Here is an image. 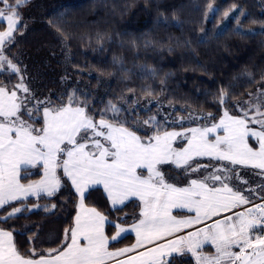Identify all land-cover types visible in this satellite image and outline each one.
<instances>
[{
	"label": "snow or ice",
	"instance_id": "1",
	"mask_svg": "<svg viewBox=\"0 0 264 264\" xmlns=\"http://www.w3.org/2000/svg\"><path fill=\"white\" fill-rule=\"evenodd\" d=\"M26 3L28 0H0V20L6 22L0 30V72L20 73L5 49L15 42L18 9ZM226 96L222 91L220 104L226 102ZM33 99L22 75L11 89L0 83V208L29 196H54L62 187L57 174L62 170L78 194V211L59 247L47 249L46 254L35 249L21 252L13 232L0 228V264H171L174 253L190 254L195 264H264V202L253 204L250 195L232 185L239 178L232 168L221 165L181 187L170 183L160 167L170 164L186 175L199 173L209 166L193 161L208 157L251 166L264 174V90H258L254 101L238 105L239 116L225 108L219 121L210 126L157 130L147 139L103 114L96 120L87 105L75 101L74 94L59 106L46 104L42 115L44 102L28 107ZM107 111L115 117L120 109L110 104ZM38 120L42 121L39 127ZM144 123L155 126V118ZM250 138L258 147L250 145ZM178 140L183 141L181 146L176 145ZM29 167H42L43 174L25 184L21 173ZM95 185L103 186L113 209L137 198L141 207L136 222L125 228L95 207H87L85 194ZM241 206L248 207L236 211ZM176 209L193 215L178 217L173 214ZM21 211L13 207L4 219ZM106 224L115 229L111 237L105 233ZM186 229L193 230L179 235ZM129 231L135 233L136 243L110 250L109 244ZM205 245L214 251H204Z\"/></svg>",
	"mask_w": 264,
	"mask_h": 264
},
{
	"label": "trees",
	"instance_id": "2",
	"mask_svg": "<svg viewBox=\"0 0 264 264\" xmlns=\"http://www.w3.org/2000/svg\"><path fill=\"white\" fill-rule=\"evenodd\" d=\"M30 3L18 9L17 37L5 49L24 76L28 75L18 44L33 25ZM42 19L41 44H48L50 52L61 51L65 58L55 55L49 72L25 77L35 97L29 108L41 96L47 98L41 100L40 115L46 104L59 106L74 94L75 101L87 105L96 120L103 114L150 137L157 130L209 126L225 108L237 115L238 105L251 98L250 93L264 90V0H72L46 10ZM4 28L0 23V29ZM17 82L16 74L0 72V83L9 89ZM222 91L227 93L224 104L219 103ZM110 104L120 109L115 117L107 111ZM152 117L155 126L144 123ZM41 123L38 120L36 126ZM28 171L23 181L38 177ZM61 183L54 196L0 208V228L13 232L21 252L35 249L46 254L47 249L59 247L65 229L73 225L78 197L65 178ZM86 203L122 225L136 222L141 207L132 201L113 209L101 189L91 190ZM13 207L23 211L4 219ZM114 232L108 224V235ZM134 242L128 235L110 247ZM170 259L171 264H195L190 254L178 253Z\"/></svg>",
	"mask_w": 264,
	"mask_h": 264
},
{
	"label": "crops",
	"instance_id": "3",
	"mask_svg": "<svg viewBox=\"0 0 264 264\" xmlns=\"http://www.w3.org/2000/svg\"><path fill=\"white\" fill-rule=\"evenodd\" d=\"M0 23H4V22H2V20H0ZM5 24V27H6V22L4 23ZM1 30V29H0ZM16 33V32H15ZM14 36H15V34H14ZM18 95H20V94H18ZM250 99V98H249ZM249 99H247V100H245V101H249ZM244 101V102H245ZM242 113H241V111H240V109H239V112H238V114L237 115H234V116H239V115H241ZM41 115H42V112H41ZM219 120H217V121H215L214 123H216V122H218ZM210 126V125H209ZM185 129H178V130H171V131H184ZM219 134H223L222 132H220ZM138 135V134H137ZM140 136V135H139ZM141 138L142 139H147L148 137L146 136V137H142L141 136ZM249 143H250V145L251 146H253V147H258V144H257V142L255 141V139L254 138H250L249 139ZM183 144V141H180V140H178L177 142H176V145L177 146H181ZM193 163L194 164H196V163H198V164H200V165H208L209 167H207V168H202L201 169V176L200 177H197V175L196 176H193L192 178H196V179H198V178H201L202 176H205V175H208V174H206V172H212L213 170H214V168H216V167H219V166H221V165H227L228 167H230V168H232L233 169V171L236 173V174H238V179H233L232 181H231V183H232V185L233 186H235V187H238L240 190H242V191H244V194L245 195H250V199H251V201L252 200H254V199H257V198H261V197H264V174H262V170H260V169H256V168H252L251 166H243V165H230V164H228V162H226V161H217V160H214V159H210V158H208V157H200V158H197L195 161H193ZM161 167V170L164 172V174H165V177H166V179H168V181L171 183V182H184L183 180H182V176H185L186 177V181L185 182H188L189 181V179H188V177L189 176H187L185 173H184V171L182 170V169H177L174 165H170V164H165V165H161L160 166ZM26 170H30V171H28V173L27 174H29V175H38V177L37 178H32V179H30V180H27V181H23V180H21V182L22 183H25V184H27V183H29V182H31V181H35V180H39V179H41V177H42V174H43V168L42 167H35V168H32V167H29V168H27ZM59 176H60V178H61V180H62V177L63 178H65L69 183H70V185H71V182L67 179V177H65L64 175H63V172H62V170H58V173H57ZM26 175V174H25ZM145 175H147V173L145 172ZM21 176L23 177L24 176V171L21 173ZM172 176H176L175 178H178V179H175V178H172ZM244 181H246V183H244V184H241V183H243ZM187 184H185L184 186H186ZM177 186H180V185H177ZM71 187H72V185H71ZM181 187H183V185H181ZM72 189L74 190V192H75V189L72 187ZM94 189H101L102 191H103V193L105 194V196H106V198H107V194H106V192L104 191V189H103V186L102 185H95V186H92L89 190H88V192L85 194V201H84V203H85V205L87 206V207H90L89 205H87V203H86V196L88 195V193L91 191V190H94ZM248 189H253L254 191L252 192V193H249L247 190ZM76 193V192H75ZM45 194H42L41 196H44ZM76 195H77V197H78V194L76 193ZM41 196H39V197H41ZM32 198H37V196H29V197H27V199H25V200H28V199H32ZM24 201V200H23ZM132 201H138V202H140L137 198H135V197H133V198H130L129 200H127L126 202H125V204L124 205H121V206H118V208H121V207H123V206H125L126 204H128L129 202H132ZM14 202H17V201H13L12 203H14ZM108 202H109V204H110V206H111V203H110V201L108 200ZM78 203H79V197H78ZM78 203H77V205H78ZM141 203V202H140ZM5 206H7V205H5ZM4 206V207H5ZM112 207V206H111ZM77 211H78V207H77ZM99 211V210H98ZM100 212V211H99ZM77 213V212H76ZM173 214L174 215H177L178 217H184V216H190V215H193V213H189V212H187V210H183V209H176V210H174L173 211ZM219 218H221V217H216V219H219ZM75 219V218H74ZM208 223H211V221H208ZM107 226H108V224H106L105 225V233L108 235V233H107ZM125 228H129L130 226H131V224L130 225H123ZM197 227H203V225H197ZM193 229H186V230H184V232H181V233H179V235H184V233L185 232H187V231H192ZM114 234H115V232H114ZM113 234V235H114ZM186 234V233H185ZM128 235H131V236H133L134 237V239H135V242H134V244L136 243V235H135V233L134 232H132V231H129V232H127V233H124V234H122V238H124V237H126V236H128ZM109 237H111L110 235H108ZM14 238V237H13ZM121 238V239H122ZM121 239H119V240H121ZM169 239H171V237H169ZM119 240H117V241H119ZM117 241H113V242H111L110 244H109V248H110V250H116V249H113V248H111L110 246H111V244H113V243H115V242H117ZM164 241H159V243H163ZM16 244V243H15ZM134 244H132V245H134ZM132 245H129V246H125V247H131ZM17 246V245H16ZM125 247H120V248H125ZM149 247H151V245H149ZM18 248V247H17ZM120 248H117V249H120ZM144 249H138V251H143ZM204 251H206V252H212V251H214V249H213V247L211 246V245H205V247H204ZM136 253H129L128 255H135ZM175 254H178V253H174L173 255H175Z\"/></svg>",
	"mask_w": 264,
	"mask_h": 264
},
{
	"label": "rangeland",
	"instance_id": "4",
	"mask_svg": "<svg viewBox=\"0 0 264 264\" xmlns=\"http://www.w3.org/2000/svg\"><path fill=\"white\" fill-rule=\"evenodd\" d=\"M30 1H31V3H30L31 6H30L29 10L31 12L29 13L28 16L34 17V20L30 19L32 21L30 24H33V25L27 27V29H29V30L26 32L25 36L20 39L19 44H18L19 50H20L18 52H19L20 58H22V62H23L22 66L24 67L26 73L24 71L23 72L25 74H27L28 76H24L21 73L16 74L18 76V81H19V77L22 75L24 77L25 83H26V81H25L26 78L30 79L31 77L33 78V76L36 75V74H34V72H42V74L49 72L48 70L53 68L52 67V60L54 59L55 55L62 56V58H65V54H62L61 51L56 49V50H53L50 52L49 51L50 49L45 47L48 44H44V46L41 44L40 37L44 36L42 34L43 28L38 27V26H40L42 24V22H43L42 14L45 13L46 10H49V9L51 10L56 5H60L61 3L69 2L72 0H30ZM26 11H28V9ZM2 22L5 23V21H2ZM26 23L29 24L27 21H26ZM14 34H15V38H16L17 32ZM55 43L54 44L51 43L50 45L55 46ZM62 61L64 62L65 59H62ZM17 67L19 68L18 65H17ZM32 67H33V69H30ZM20 72H21V70H20ZM61 81L62 80H60V82ZM18 94L23 95L24 93L18 92ZM256 95H258V94L254 93L251 96V98L249 99V101H254V98ZM41 100L46 101L47 98L43 95L40 97V99H38V101H41ZM191 121H192V119L188 120V122H191ZM197 125H200V124L197 123L196 126ZM193 127H195V126H193ZM190 128H192V127H190ZM208 173H210V172H206V174H208ZM196 175H197V177H200L201 172L191 173L187 176H189L188 179L190 180V179H196V178H192L193 176H196ZM175 177L176 176H172V178H175ZM175 179H178V178H175ZM182 180L184 182H171V183H175V184L180 185V186L181 185L184 186L185 184H187V182H185L186 181L185 176H182ZM241 184H244V182Z\"/></svg>",
	"mask_w": 264,
	"mask_h": 264
},
{
	"label": "built area",
	"instance_id": "5",
	"mask_svg": "<svg viewBox=\"0 0 264 264\" xmlns=\"http://www.w3.org/2000/svg\"><path fill=\"white\" fill-rule=\"evenodd\" d=\"M261 198L252 200V203L255 204V203H262V202H264V199H261ZM245 207H248V206H241L240 208L236 209V211H242ZM228 214H231V213H228Z\"/></svg>",
	"mask_w": 264,
	"mask_h": 264
}]
</instances>
